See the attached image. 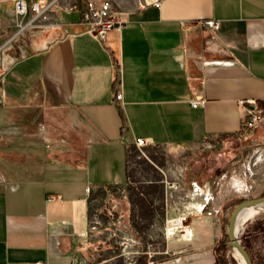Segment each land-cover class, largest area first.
Wrapping results in <instances>:
<instances>
[{
  "label": "crops",
  "instance_id": "crops-1",
  "mask_svg": "<svg viewBox=\"0 0 264 264\" xmlns=\"http://www.w3.org/2000/svg\"><path fill=\"white\" fill-rule=\"evenodd\" d=\"M13 1L0 0V49L23 22ZM82 1L57 0L20 31L25 56L3 59L0 264H97L94 198L105 201V216L117 210L158 227L163 246L149 264H217V202L189 215L186 234L165 237L163 223L180 213L178 193L188 191L173 182L179 152L237 134L241 100L264 110V0H162L158 8L111 0L124 24L104 42L68 11ZM38 124L42 137L21 136ZM135 137L150 143L139 148ZM156 147L167 150L166 179L158 181L148 179L154 170L143 158ZM115 185L123 192L117 203Z\"/></svg>",
  "mask_w": 264,
  "mask_h": 264
},
{
  "label": "rangeland",
  "instance_id": "rangeland-1",
  "mask_svg": "<svg viewBox=\"0 0 264 264\" xmlns=\"http://www.w3.org/2000/svg\"><path fill=\"white\" fill-rule=\"evenodd\" d=\"M56 3L57 1L46 13L29 24H34L37 19L47 13H52ZM21 18L23 22H18V25L29 26L25 23L29 15ZM47 20L41 19V23ZM17 35L7 34L3 42L6 44L0 49V69L2 72H5L3 59L7 53L11 52L14 58L25 56V47L22 48V44L25 43V35L22 36V33H17ZM3 75L0 74V82L3 80ZM23 115L24 118L30 117V115ZM243 119L241 129L237 134L222 142L218 139L209 138L193 151L179 152L178 161L174 163L176 171V183L173 180L174 186L180 185L189 191L191 182H196L200 187L207 188L208 202L215 201L219 205L222 226L215 251L217 264H238L233 256L227 236L228 217L233 206L241 199L264 195V117L251 127L245 125ZM38 126L41 127L38 124L34 130L32 128L26 130L28 132H24L21 136H25V133H30V135L34 133L38 137H42V130L38 129ZM44 131L52 138H58V129L50 131L44 126ZM166 151L163 147L143 151V158L147 161L145 165L153 167L154 170L148 179L155 181H158L159 177H162L163 180L166 179L164 176L167 166ZM144 180L145 177L140 178V181ZM112 192V200L117 203L123 192L117 185L113 187ZM178 194L180 212L184 210L181 208L184 207L185 202H200L198 199H202V194L197 195L193 200L185 197L183 192ZM104 202L103 199L94 198L89 206L93 220L91 228L93 240L91 242L97 245V252L91 255L93 258H97V264H145L149 261L158 260L160 255L157 252L163 246L157 237L158 227L127 221L117 210L110 211L109 215L105 216L102 209ZM118 207L116 204L117 209ZM187 221L188 218L184 221L187 224L186 231L188 233ZM164 225L165 220L163 229ZM177 233L182 234L183 230L178 229ZM238 235V239L246 247L252 263L264 264V209L252 214L243 223ZM105 258L107 260L103 261L102 259Z\"/></svg>",
  "mask_w": 264,
  "mask_h": 264
},
{
  "label": "built area",
  "instance_id": "built-area-1",
  "mask_svg": "<svg viewBox=\"0 0 264 264\" xmlns=\"http://www.w3.org/2000/svg\"><path fill=\"white\" fill-rule=\"evenodd\" d=\"M56 1L57 0H14V12L19 17L29 15V18L25 21L26 24H29L40 15L46 13ZM161 3L162 0H137V7L144 8L146 6H154L158 8ZM68 10L78 12L80 19L86 24V31L100 42L106 40L109 31L119 30L124 24V21L121 19V11L111 3V0H102L99 3H95L92 0H83L82 4L72 3L69 5ZM210 24L212 27L217 28L219 21H210ZM24 27V25L19 24L15 34L17 35V33H20ZM118 83L120 84L119 81L117 85ZM114 95L116 98H120L118 88ZM196 103L197 101L191 102L193 106H195ZM240 103L244 104L245 107L246 115L243 119L245 125L251 127L264 117V110L254 99L241 100ZM134 143L140 148L146 146L150 142L146 138L135 137ZM207 193V190L200 187L196 182H191L190 190L184 193L185 197L193 200L197 195L202 194L201 201L203 204L201 202H185L183 211L177 215L165 218L163 235L165 237H170L171 235H175L178 229H182V234H186L187 224H185L184 221L190 214L201 212L204 205L208 202ZM49 199H53V196L51 195ZM161 252L168 253L167 250ZM149 263H151V261H149L148 264ZM34 264L42 263L36 262Z\"/></svg>",
  "mask_w": 264,
  "mask_h": 264
},
{
  "label": "water",
  "instance_id": "water-1",
  "mask_svg": "<svg viewBox=\"0 0 264 264\" xmlns=\"http://www.w3.org/2000/svg\"><path fill=\"white\" fill-rule=\"evenodd\" d=\"M261 204L264 206V195L260 197H254V198H245L239 200L232 208L229 217H228V223H227V236L230 242H234L237 249L241 252L242 257L246 264H253L251 257L249 256V253L247 252L246 248L241 244L240 240L236 237L234 233V220L235 215L240 207H242L245 204Z\"/></svg>",
  "mask_w": 264,
  "mask_h": 264
},
{
  "label": "bare ground",
  "instance_id": "bare-ground-1",
  "mask_svg": "<svg viewBox=\"0 0 264 264\" xmlns=\"http://www.w3.org/2000/svg\"><path fill=\"white\" fill-rule=\"evenodd\" d=\"M264 209V206L261 204H245L240 207L235 215L234 220V233L238 238L239 229L242 227L243 223L251 217L252 214L260 212ZM230 247L233 251V256L237 260L238 264H246L241 252L237 249L234 242H230Z\"/></svg>",
  "mask_w": 264,
  "mask_h": 264
},
{
  "label": "trees",
  "instance_id": "trees-1",
  "mask_svg": "<svg viewBox=\"0 0 264 264\" xmlns=\"http://www.w3.org/2000/svg\"><path fill=\"white\" fill-rule=\"evenodd\" d=\"M79 20H81L80 18H79ZM246 248V247H245Z\"/></svg>",
  "mask_w": 264,
  "mask_h": 264
}]
</instances>
